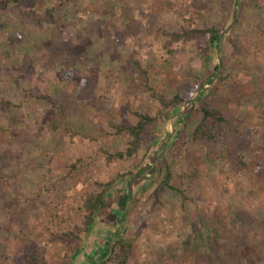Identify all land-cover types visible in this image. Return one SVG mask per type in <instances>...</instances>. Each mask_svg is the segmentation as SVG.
I'll use <instances>...</instances> for the list:
<instances>
[{
	"label": "rangeland",
	"instance_id": "obj_1",
	"mask_svg": "<svg viewBox=\"0 0 264 264\" xmlns=\"http://www.w3.org/2000/svg\"><path fill=\"white\" fill-rule=\"evenodd\" d=\"M235 2L0 0V264L24 238L45 264H101L118 239L128 264H208L216 216L238 243L208 262L264 264V0L233 21ZM203 100L226 120L213 139L193 136ZM138 114L155 121L137 154L108 161Z\"/></svg>",
	"mask_w": 264,
	"mask_h": 264
},
{
	"label": "trees",
	"instance_id": "obj_2",
	"mask_svg": "<svg viewBox=\"0 0 264 264\" xmlns=\"http://www.w3.org/2000/svg\"><path fill=\"white\" fill-rule=\"evenodd\" d=\"M61 7L62 5L60 4L59 8ZM48 13L50 15L52 14L51 12ZM204 34H208L211 43L214 44L215 41H218L219 39L220 31L210 29L194 32L195 36H201ZM181 103H184V100H181L179 98H174L172 100L161 98L160 100V104L163 106L164 109H176ZM209 104L210 103L208 101L203 100L199 105V109L197 110V112L201 114L202 118L194 130L193 136L195 139H199L201 137L213 139L212 132L215 131V129H222L226 124V120L222 116L220 108ZM136 117L138 119V122L134 127H122L123 131L127 132L132 139V141L129 143L128 149L124 153L108 155V161H122L126 158H132L137 154L140 145L143 142L142 135L144 134L146 128L154 123L155 118H151L150 116H142L140 114L136 115ZM122 129L119 130L120 133L122 132ZM77 165V163L73 164L70 169H76L78 167ZM164 171L165 172L163 184L165 188L174 191V189L170 188L169 186V182L171 179L170 172L167 169ZM101 187L103 188L100 192H90L86 197L85 211L87 213V216L85 219V226L83 231H88L89 228L93 225L94 217L96 216L100 208L101 202L111 185L106 184L104 186L101 185ZM229 227L230 226L223 219H221L219 216H216L212 220H210V222L206 225V229L209 228V235L205 237L203 234L199 233L200 235L196 240L197 242H195V245L198 249V252L201 253L199 256H202V258L206 259L208 264L210 263L208 262L206 256H208V254H211L208 252H211L212 248L210 247H212V245L213 247H216V252L213 253L214 257H216L215 260H219L220 252H222L223 255H229L230 246L235 245V243H238V238H235V235L232 234V230ZM76 230L80 233L79 228H76ZM76 239L78 240V238ZM23 242L25 245L21 249V251L17 253L18 258L16 259V264H45L44 258L40 257L38 251L35 250V248L26 244L29 243L28 239L24 238ZM199 242L201 244H198ZM203 248L206 249L205 252L203 251ZM132 254V242H126L121 239H118L111 247L109 256L101 264H128V261ZM260 261H264V254ZM254 263H256V261L253 262L245 260L244 262H241V264Z\"/></svg>",
	"mask_w": 264,
	"mask_h": 264
},
{
	"label": "water",
	"instance_id": "obj_3",
	"mask_svg": "<svg viewBox=\"0 0 264 264\" xmlns=\"http://www.w3.org/2000/svg\"><path fill=\"white\" fill-rule=\"evenodd\" d=\"M240 3H241V0H236V2H235L236 9H235V12H234V15H233V21L236 20L237 12H238V7H239Z\"/></svg>",
	"mask_w": 264,
	"mask_h": 264
}]
</instances>
